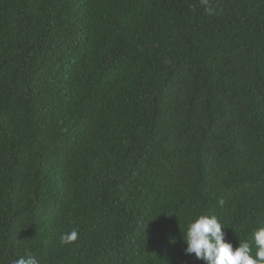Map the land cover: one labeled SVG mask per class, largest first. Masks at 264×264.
<instances>
[{
	"label": "trees",
	"instance_id": "1",
	"mask_svg": "<svg viewBox=\"0 0 264 264\" xmlns=\"http://www.w3.org/2000/svg\"><path fill=\"white\" fill-rule=\"evenodd\" d=\"M205 7L0 0V264H207L185 252L197 215L252 243L264 0Z\"/></svg>",
	"mask_w": 264,
	"mask_h": 264
},
{
	"label": "clouds",
	"instance_id": "2",
	"mask_svg": "<svg viewBox=\"0 0 264 264\" xmlns=\"http://www.w3.org/2000/svg\"><path fill=\"white\" fill-rule=\"evenodd\" d=\"M206 5L205 11L211 13L207 7L208 0H202ZM224 225L216 215H197L187 225L184 240L186 254H194L197 259L207 264H264V227L253 233V241L239 242L233 248L231 242L225 238ZM78 233L73 230L61 237L62 244H70L77 240ZM253 244L255 252H253ZM15 264H38L36 258L18 259Z\"/></svg>",
	"mask_w": 264,
	"mask_h": 264
}]
</instances>
